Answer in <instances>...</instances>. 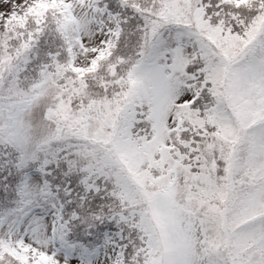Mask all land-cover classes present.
I'll list each match as a JSON object with an SVG mask.
<instances>
[{
	"label": "snow or ice",
	"instance_id": "snow-or-ice-1",
	"mask_svg": "<svg viewBox=\"0 0 264 264\" xmlns=\"http://www.w3.org/2000/svg\"><path fill=\"white\" fill-rule=\"evenodd\" d=\"M0 264H264V0H0Z\"/></svg>",
	"mask_w": 264,
	"mask_h": 264
}]
</instances>
